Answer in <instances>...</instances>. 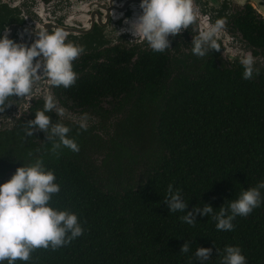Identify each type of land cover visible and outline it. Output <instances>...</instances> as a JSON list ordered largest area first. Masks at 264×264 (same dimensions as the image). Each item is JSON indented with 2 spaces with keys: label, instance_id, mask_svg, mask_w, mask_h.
Wrapping results in <instances>:
<instances>
[{
  "label": "trees",
  "instance_id": "16d2710c",
  "mask_svg": "<svg viewBox=\"0 0 264 264\" xmlns=\"http://www.w3.org/2000/svg\"><path fill=\"white\" fill-rule=\"evenodd\" d=\"M235 12L226 28L263 48L264 19L249 5ZM189 34L191 25L184 46ZM210 51L202 60H178L167 50L149 49L130 62L132 53L114 48L102 61L99 54L73 60L75 83L53 87L64 106L103 116L108 111L102 100L131 106L116 123L119 132L106 140L47 113L69 127L77 152L63 148L50 154L39 130L22 138L20 122L31 119L42 100L12 129L0 132V183L22 162L39 157L60 186L49 204L75 212L84 229L67 245L36 248L28 261L14 264H198L195 247L211 249L206 264H220L225 245L239 246L246 264H264V189L261 204L236 216L230 231L217 230L210 215L198 213L187 224L180 219L183 212H168L163 202L172 184L187 202L185 211L207 203L215 212L241 188L264 180V74L243 79L239 62L224 63ZM96 155L103 156L100 163ZM185 240L189 251L179 252Z\"/></svg>",
  "mask_w": 264,
  "mask_h": 264
},
{
  "label": "clouds",
  "instance_id": "9594fccd",
  "mask_svg": "<svg viewBox=\"0 0 264 264\" xmlns=\"http://www.w3.org/2000/svg\"><path fill=\"white\" fill-rule=\"evenodd\" d=\"M138 7L140 12L135 18H125L124 23L135 38H143L155 52L170 48L168 37L187 29L198 16L193 0H139ZM223 26L224 20L218 18L200 31L191 40V52L202 57L208 55L210 50L218 49L215 36ZM115 34L118 35L117 31ZM35 37L25 45L9 38L7 28L0 29V112L11 104L9 101L13 96L30 99L33 85L41 76L53 87L68 88L75 83L72 61L82 53L83 46L66 39L67 33L61 27L49 31L42 26L35 32ZM253 61L251 53L240 58L243 79L253 77ZM64 111L51 94H45L42 108L36 110L31 119L20 122L22 138L31 137L34 130H39L50 144L47 149L50 154L58 155L63 148L79 151L74 138L67 135L69 127L59 120H50L47 114L54 112L61 115ZM87 121L88 113L82 112L78 128L86 130ZM55 181L54 172L46 169L37 157L28 164L22 162L6 181L0 183V264L5 261L6 264H14L17 259L28 261L34 249L55 250L83 233L75 212L57 209L49 204L52 194L60 189ZM262 189L264 180L241 188L236 198L227 199V206H223V203L218 211L214 212V208L207 203L193 205L191 210L185 211L187 202L180 190L173 189L169 184L163 202L168 212H183L180 219L187 224H193L198 213L200 216L210 215L217 230L230 231L236 216H245L261 204ZM189 245V241L185 240L179 252L187 253ZM210 252L208 247H195L192 256L198 264H206ZM219 259L220 264H246L245 256L237 245H225Z\"/></svg>",
  "mask_w": 264,
  "mask_h": 264
},
{
  "label": "water",
  "instance_id": "95a60500",
  "mask_svg": "<svg viewBox=\"0 0 264 264\" xmlns=\"http://www.w3.org/2000/svg\"><path fill=\"white\" fill-rule=\"evenodd\" d=\"M60 1L51 0L44 4L41 0H0V29L7 28L9 38L28 45L42 26L49 31L61 27L67 33L66 39L83 46L82 53L75 59L84 53L120 42L128 45L146 43L141 37L135 38L124 23L125 18L132 20L140 12L139 0H65L63 4ZM193 5L198 11L193 24L196 37L216 19L224 20L223 28L215 36L219 48L211 50V54L216 52L223 59L236 62L243 55L252 54L250 43L239 33L229 31L225 25L235 16V7L244 9L246 5L264 19V0H193ZM122 28L125 30L121 31ZM185 30L181 29L177 34L183 35ZM253 57L254 72L264 74V59ZM45 94H51L57 104L62 106L54 94L53 86L41 76L33 85L30 99L13 96L9 101L11 104L0 112V132L12 129L34 101H43ZM62 107L65 109L63 114L53 113L63 120L73 121L76 115Z\"/></svg>",
  "mask_w": 264,
  "mask_h": 264
},
{
  "label": "flooded vegetation",
  "instance_id": "af4514ba",
  "mask_svg": "<svg viewBox=\"0 0 264 264\" xmlns=\"http://www.w3.org/2000/svg\"><path fill=\"white\" fill-rule=\"evenodd\" d=\"M41 1L44 4H47L51 0H41ZM64 1L65 0L60 1V4H63ZM103 4H109V2H106V3L104 2ZM193 24H194V22L192 24H190L192 27V34H189L187 37V40L190 42L187 44V46H184L183 41L185 40L186 31L189 29L190 25L185 30V33L183 35L175 34V35H170L168 37V39L170 41V43H169L170 48H167L165 50H167V52L169 53V56L171 58H176V59L179 58L178 60H183L185 57H190V58L192 57L193 58L196 56L191 52V47H192L191 40L196 37V31L193 27ZM173 47H177L178 48L177 51ZM251 47H252V55L253 56H260L262 59H264V47L260 48V47L253 46V45ZM114 48L121 51L122 55H124V52L132 53L133 57L130 59V62H134V60L137 58L138 54L141 51L150 49V47H148L147 43L128 45L126 43L120 42V43H116L115 45L105 46L103 48H100L97 51H92L90 53H84L82 55H85V54L98 55L99 54V61H102L103 60L102 57L106 54V52L111 50V49H114ZM205 56H207V55H205ZM203 57L204 56L200 57V60H202ZM77 59H74V60H77ZM220 60L224 63L236 62V61H231L228 59H223L221 56H220ZM263 62H264V60H263ZM121 66L127 67L129 69H132V67H133L132 64H122ZM91 69H94V71H95V69H99V67L98 66H91ZM94 71L92 72L93 74L95 73ZM39 100H41V99H39ZM108 101L111 102L110 98H108ZM108 101L102 100L100 103V105L103 108L102 110L105 109L106 111H108L107 112L108 114L106 116H103L102 114L100 115V114H97L95 112L88 113V121H87L88 127L86 130H80L78 128V120H79L80 114L82 113L81 110L79 108H76V109L73 108L71 110L68 107L64 106L59 100V102L62 106L69 109L73 114L76 115L75 119L73 121H70L75 126L76 130H79L83 133H86L87 136H90V137H93L95 135L96 136H102V137H104V140H106L111 135L119 132V130H117V128H118V125L116 124L117 121L124 120L125 117L127 116V114L130 113V110H131L130 105L123 104V107L120 108V104L118 102H116L115 104L111 102V104H110ZM27 113L25 115H27ZM21 118H23V116ZM61 120L64 121L63 119H61ZM93 149H94V147H93ZM93 149H91V150H93ZM91 153H92L91 151L87 152L88 156L91 158V160H93L95 157L92 156ZM96 156L99 157L96 162L100 163L101 160L103 159V156H99V155H96Z\"/></svg>",
  "mask_w": 264,
  "mask_h": 264
},
{
  "label": "rangeland",
  "instance_id": "374dc122",
  "mask_svg": "<svg viewBox=\"0 0 264 264\" xmlns=\"http://www.w3.org/2000/svg\"><path fill=\"white\" fill-rule=\"evenodd\" d=\"M236 8H238V7H235V9H236ZM25 114H26V113H23V115H22V116L24 117V115H25ZM64 121H68V120H64ZM95 162H96V161H95Z\"/></svg>",
  "mask_w": 264,
  "mask_h": 264
}]
</instances>
